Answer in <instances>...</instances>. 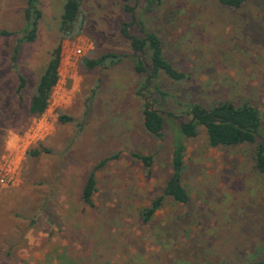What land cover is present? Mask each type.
<instances>
[{
	"label": "rangeland",
	"instance_id": "374dc122",
	"mask_svg": "<svg viewBox=\"0 0 264 264\" xmlns=\"http://www.w3.org/2000/svg\"><path fill=\"white\" fill-rule=\"evenodd\" d=\"M65 0H38V35L20 44L26 0H0V264H249L264 260V181L252 147H212L204 129L185 139L189 200L166 196L146 222L139 210L163 194L171 134L143 126V102L181 114L188 102L256 104L264 121V5L217 0H81V34L62 42L59 80L47 110L28 107L59 40ZM148 9V10H147ZM163 40L165 56L187 74L142 98L130 57L87 68L83 58L131 54L122 24ZM18 74L27 79L18 92ZM151 92V93H150ZM70 116L63 121L60 116ZM38 151V154H34ZM133 153L151 155L149 173ZM116 155V156H115ZM106 161L101 164L103 160ZM95 169L94 206L82 190Z\"/></svg>",
	"mask_w": 264,
	"mask_h": 264
},
{
	"label": "trees",
	"instance_id": "16d2710c",
	"mask_svg": "<svg viewBox=\"0 0 264 264\" xmlns=\"http://www.w3.org/2000/svg\"><path fill=\"white\" fill-rule=\"evenodd\" d=\"M124 3L126 12L134 14V0H120ZM224 6L239 8L249 0H217ZM262 1L264 5V0ZM24 9L25 26L22 36L18 39L12 59L17 57L20 44L33 42L38 35V27L42 18V11L38 0H26ZM162 0H148V7L160 5ZM148 10V9H147ZM85 23L81 0H65L58 24L59 40L51 51L43 72L37 79L33 93L31 94L28 111L33 116L44 113L48 106L51 94L59 80V67L61 63L62 42L64 39H73L81 34ZM129 22L122 24L121 31L131 44V54L104 53L98 57L83 58L84 65L92 69L96 66H108L120 61L123 57H130L135 73L140 77L141 85L138 94L146 97L153 88L160 94L165 93L158 85L160 76L171 79L174 82L183 81L187 74L175 66L164 53L162 38L153 30L139 26L141 34L129 32ZM15 32L2 29L0 36H10ZM18 92H21L27 84L24 75L18 74ZM151 93V92H150ZM143 126L145 130L163 140L166 134H171V172L165 182L163 194L150 206H144L139 210L143 221H150L155 211L161 206L164 197L169 196L176 202L185 203L189 200V192L183 183L185 170V139L193 138L204 129L208 144L212 147L230 148L241 145L252 147V157L257 173L264 181V121L259 107L243 100L236 103L232 100H217L207 105L200 101L188 102L181 114L156 108L153 103L143 102L142 109ZM63 121L71 120L70 116L62 115ZM38 154V151H34ZM134 157L142 161L146 170L150 173L153 165V157L141 153H133ZM116 156V155H115ZM106 161L103 160L101 164ZM97 190L95 169L90 172L82 190L83 202L94 206L93 195ZM225 264V263H224ZM249 264H264V260L254 261Z\"/></svg>",
	"mask_w": 264,
	"mask_h": 264
}]
</instances>
